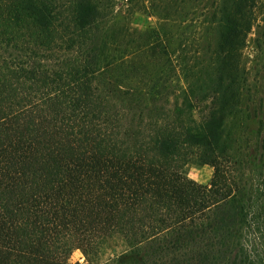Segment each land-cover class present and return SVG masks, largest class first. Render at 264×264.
Segmentation results:
<instances>
[{
  "label": "trees",
  "instance_id": "obj_1",
  "mask_svg": "<svg viewBox=\"0 0 264 264\" xmlns=\"http://www.w3.org/2000/svg\"><path fill=\"white\" fill-rule=\"evenodd\" d=\"M252 34L264 0H0V264H264Z\"/></svg>",
  "mask_w": 264,
  "mask_h": 264
},
{
  "label": "rangeland",
  "instance_id": "obj_2",
  "mask_svg": "<svg viewBox=\"0 0 264 264\" xmlns=\"http://www.w3.org/2000/svg\"><path fill=\"white\" fill-rule=\"evenodd\" d=\"M123 0H118V2H122ZM133 24L140 28V29H147L150 27H154L156 24V18L154 16H151L149 14L143 13V12H136V14L133 17ZM254 38V35L252 34L250 36L248 47L245 50L246 56L249 58L256 57L257 55V63L259 67H262L264 70V45L263 49L261 51H257L254 48V43L252 42ZM259 52V53H258ZM263 64V65H262ZM262 70V71H263ZM252 78V84H256L258 87V90L260 93H264V74L263 77H260L258 81L256 80V76L253 72ZM237 130V131H236ZM234 131L237 132L236 134L239 135V145L241 146V162L238 164L241 166L240 168L248 174L249 177H255L257 178V172L260 171L261 168H264V123L263 126L259 122V117L255 118H246L244 117L241 122H236L234 124ZM255 145H263V149L260 148L256 153L249 152L247 156H243L245 149H250L251 146H253V149L256 148ZM246 147V148H245ZM243 158V159H242ZM252 158H255L253 160ZM239 159V160H240ZM188 174L191 178L195 179L196 181L202 183V184H208L211 180L212 173H213V167L209 164H201L199 162H191L188 167ZM252 170H255L256 173L254 174V171L252 173ZM253 178V179H255ZM72 261H84L83 254L80 250H74L71 254Z\"/></svg>",
  "mask_w": 264,
  "mask_h": 264
}]
</instances>
